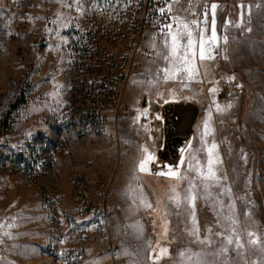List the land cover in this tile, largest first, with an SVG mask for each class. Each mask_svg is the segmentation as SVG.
Instances as JSON below:
<instances>
[{
	"label": "rangeland",
	"instance_id": "rangeland-1",
	"mask_svg": "<svg viewBox=\"0 0 264 264\" xmlns=\"http://www.w3.org/2000/svg\"><path fill=\"white\" fill-rule=\"evenodd\" d=\"M213 4V58L165 80L161 25ZM0 264H264V0H0Z\"/></svg>",
	"mask_w": 264,
	"mask_h": 264
},
{
	"label": "snow or ice",
	"instance_id": "snow-or-ice-1",
	"mask_svg": "<svg viewBox=\"0 0 264 264\" xmlns=\"http://www.w3.org/2000/svg\"><path fill=\"white\" fill-rule=\"evenodd\" d=\"M73 3L78 4V0H71ZM166 2V0H165ZM217 5H212V21H211V34L206 35L209 32L208 27V10L205 8L203 14L202 21H191V25H195L198 29V40L193 37V29L190 27L189 23L182 21L177 16H171V20L173 23H167L161 25V35L164 36L163 50L158 53V55L166 61L170 67L166 66L160 71L164 74V79H175L177 75L181 72L187 74V78L191 80L194 75H198V69L196 67L197 58L203 62L206 59H212L213 57L210 55L211 49L213 45L218 44L219 38L216 32V20H215V9ZM243 7V6H241ZM161 16L164 15L165 9L161 8L160 10ZM169 14L171 13V6L168 7ZM243 17V13L241 14V19ZM173 24L176 25L175 31L173 30ZM201 24L203 27H201ZM239 26V25H237ZM226 42L227 38H223ZM214 91V89H213ZM140 117H137L139 120ZM205 129L206 133L210 131L208 122L205 121ZM216 146L212 145V149ZM212 149H209V154L211 155ZM145 155L140 160L138 168L140 172L149 171V164L155 160L154 155L148 152L147 148L143 149ZM181 165L184 164V161L181 160ZM208 172L207 177L211 178L215 176V172L213 171L211 165L212 161L209 159L208 161ZM159 175L168 176L171 178L182 179L181 173L179 169L173 170L171 167L168 168L167 172H160ZM194 200L195 197H192ZM150 206V205H149ZM251 236L252 234L249 233ZM255 241H250V243H254ZM231 244L232 241L229 240ZM237 247H242L239 243ZM167 250L161 249V255H163Z\"/></svg>",
	"mask_w": 264,
	"mask_h": 264
},
{
	"label": "water",
	"instance_id": "water-1",
	"mask_svg": "<svg viewBox=\"0 0 264 264\" xmlns=\"http://www.w3.org/2000/svg\"><path fill=\"white\" fill-rule=\"evenodd\" d=\"M199 114V105L191 101L170 103L164 107V138L173 139L177 157L190 141ZM169 119L171 121L170 128H168Z\"/></svg>",
	"mask_w": 264,
	"mask_h": 264
},
{
	"label": "flooded vegetation",
	"instance_id": "flooded-vegetation-1",
	"mask_svg": "<svg viewBox=\"0 0 264 264\" xmlns=\"http://www.w3.org/2000/svg\"><path fill=\"white\" fill-rule=\"evenodd\" d=\"M170 122L171 121L169 119L168 128L171 127ZM167 132L169 133V131H167ZM162 157L165 160H172V159H175L177 157V150L175 149V146L173 145V139H165L164 140V149H163Z\"/></svg>",
	"mask_w": 264,
	"mask_h": 264
},
{
	"label": "trees",
	"instance_id": "trees-1",
	"mask_svg": "<svg viewBox=\"0 0 264 264\" xmlns=\"http://www.w3.org/2000/svg\"><path fill=\"white\" fill-rule=\"evenodd\" d=\"M21 105H22V99H19L13 104V108L14 109H19L21 107Z\"/></svg>",
	"mask_w": 264,
	"mask_h": 264
}]
</instances>
